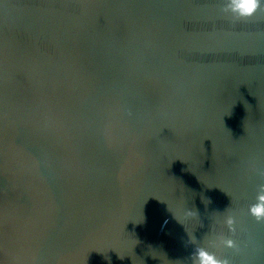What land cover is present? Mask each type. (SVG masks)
<instances>
[{"label":"water","instance_id":"obj_1","mask_svg":"<svg viewBox=\"0 0 264 264\" xmlns=\"http://www.w3.org/2000/svg\"><path fill=\"white\" fill-rule=\"evenodd\" d=\"M224 3L0 0V264H264V3Z\"/></svg>","mask_w":264,"mask_h":264},{"label":"clouds","instance_id":"obj_2","mask_svg":"<svg viewBox=\"0 0 264 264\" xmlns=\"http://www.w3.org/2000/svg\"><path fill=\"white\" fill-rule=\"evenodd\" d=\"M262 3H264V0H225L222 10L237 20H246L256 14ZM258 176L261 178L262 182L258 183L256 186L257 193L255 202L249 205L248 214L253 217L257 223H264V170L258 171ZM185 216L193 217L199 216V214L195 210L186 209ZM223 223L227 226L228 231L235 235V216L231 214L225 215ZM188 243L194 246L189 257V264H231L229 258L217 256L215 252L210 250V248L218 245L229 249H235L238 247L234 239L224 235L218 236L214 241H209L206 246L205 244L198 243L197 238L192 234L189 236Z\"/></svg>","mask_w":264,"mask_h":264}]
</instances>
